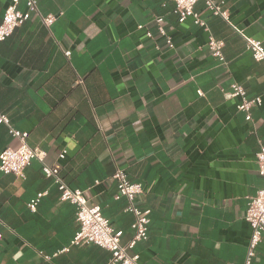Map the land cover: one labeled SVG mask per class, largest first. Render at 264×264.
<instances>
[{
  "label": "crops",
  "instance_id": "0c3cea01",
  "mask_svg": "<svg viewBox=\"0 0 264 264\" xmlns=\"http://www.w3.org/2000/svg\"><path fill=\"white\" fill-rule=\"evenodd\" d=\"M10 1L0 0V23ZM224 1L228 20L198 1L200 25L192 16L180 22L172 0H38L55 21L47 26L34 15L0 42V109L46 151L44 163L123 230V244L133 238L135 216L125 211L127 198L115 197L112 175L121 168L142 184L136 202L151 209L149 236L132 251L143 264L246 259L253 231L246 210L264 188L257 164L264 59L253 57L242 34L264 46V0ZM210 37L224 41L223 60ZM233 83L249 99L262 98L250 120L239 96H225ZM18 146L0 123V152ZM25 173L0 170V264L108 262L102 246L71 244L77 207L61 199L43 163L33 159ZM252 264H264V234Z\"/></svg>",
  "mask_w": 264,
  "mask_h": 264
},
{
  "label": "built area",
  "instance_id": "2783aa9c",
  "mask_svg": "<svg viewBox=\"0 0 264 264\" xmlns=\"http://www.w3.org/2000/svg\"><path fill=\"white\" fill-rule=\"evenodd\" d=\"M22 0H11L8 4L2 22L0 23V42L6 40L15 29L23 24L26 20L34 15L41 17L43 22L50 26L56 19L54 14L43 15L39 10L38 0H24L25 9L20 7ZM175 3V13H177L179 21L183 22L188 17L192 16L195 23L205 25V21L195 11V5L200 0H172ZM207 8L216 15L223 18H229V12L225 8L224 0H203ZM158 32L166 37L170 47H173L172 38L167 34L164 26V17L156 16ZM142 27V26H140ZM148 36H152L151 32H147ZM247 41V45L256 60L264 59V46L262 42L256 38L248 37L242 34ZM224 41L210 37L209 48L213 56L223 60L222 48ZM68 50L66 54H70ZM226 97L239 96L241 102L238 104V109L246 112V118L250 120L251 109L253 106L262 105V98L255 97L249 99L246 89L238 83L231 84L230 90L225 91ZM0 123L6 124L9 133L19 141L17 148L7 147L0 152V170L5 173H14L22 178L26 177V168L31 164L33 159H38L43 163V172L46 177L52 178L55 185L61 193V199L70 201L76 205V220L78 229L74 238L71 241L72 245H84L94 243L108 249L111 252V257L104 264H143L140 261V254L135 253L132 249L137 242L148 239L150 229V212L151 209H142L137 205V197L143 192V186L140 183L131 182L125 170L118 168L112 175L116 182L117 192L116 198L125 197L128 203L125 211L131 212L135 216L132 223L134 230L133 238L126 244L122 243L123 230L113 227L109 218H107L100 205H89L87 203V193L80 188H72L61 176L57 167L44 163L46 151L37 146H32L28 142L29 133L20 129L14 128L7 114L0 109ZM66 151L60 154V158H64ZM257 164L261 175H264V143L257 153ZM42 194L32 200L30 206L35 209L37 202ZM246 219L252 225L253 231L250 243L248 245L247 255L244 264H252L256 256V250L262 235L264 234V188L258 190L256 195L250 197L248 208L246 210ZM3 234L0 230V240ZM69 247L66 248L68 250ZM47 258L49 256H46Z\"/></svg>",
  "mask_w": 264,
  "mask_h": 264
}]
</instances>
